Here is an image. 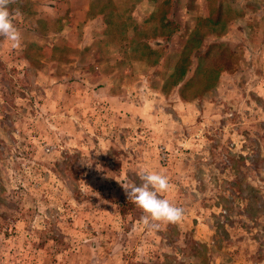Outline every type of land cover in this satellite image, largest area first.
<instances>
[{
	"label": "rangeland",
	"instance_id": "374dc122",
	"mask_svg": "<svg viewBox=\"0 0 264 264\" xmlns=\"http://www.w3.org/2000/svg\"><path fill=\"white\" fill-rule=\"evenodd\" d=\"M12 8L0 264H264V0ZM142 170L169 178L182 221L144 227L122 186Z\"/></svg>",
	"mask_w": 264,
	"mask_h": 264
},
{
	"label": "clouds",
	"instance_id": "9594fccd",
	"mask_svg": "<svg viewBox=\"0 0 264 264\" xmlns=\"http://www.w3.org/2000/svg\"><path fill=\"white\" fill-rule=\"evenodd\" d=\"M16 0H0V37L5 38L12 48L23 43V36L15 23L12 6ZM139 185L123 186L128 200H131L144 215L141 217L145 228L159 229L161 223L176 224L182 221L185 209L177 206L162 194L170 190L169 178L157 171L142 170Z\"/></svg>",
	"mask_w": 264,
	"mask_h": 264
},
{
	"label": "trees",
	"instance_id": "16d2710c",
	"mask_svg": "<svg viewBox=\"0 0 264 264\" xmlns=\"http://www.w3.org/2000/svg\"><path fill=\"white\" fill-rule=\"evenodd\" d=\"M182 73H184V72H182ZM192 77L191 78H189V79H187V80H185V81H183V82H179V79H177L176 81H175V83H174V85H179L178 87H179V89H178V96H179V98L180 99H184V96H183V94H182V90L184 89V87L186 86V85H188V84H191L192 83ZM181 83V84H180Z\"/></svg>",
	"mask_w": 264,
	"mask_h": 264
}]
</instances>
